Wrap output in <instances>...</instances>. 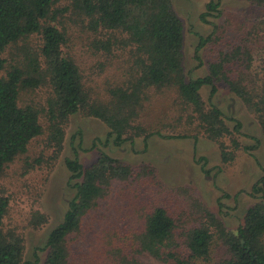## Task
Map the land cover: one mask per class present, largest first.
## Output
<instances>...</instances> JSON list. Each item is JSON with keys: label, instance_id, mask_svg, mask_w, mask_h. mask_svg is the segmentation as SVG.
I'll use <instances>...</instances> for the list:
<instances>
[{"label": "trees", "instance_id": "trees-1", "mask_svg": "<svg viewBox=\"0 0 264 264\" xmlns=\"http://www.w3.org/2000/svg\"><path fill=\"white\" fill-rule=\"evenodd\" d=\"M250 1L264 6V0ZM219 5L209 1L202 18L207 20ZM72 22L85 32L102 35L94 38L97 50L113 56L117 47L129 49L123 79L108 83L100 96L87 85L81 64L64 51ZM230 26L228 22L216 27L213 35H200L194 58L196 67L207 66V73L195 77L185 71L184 27L171 0H0V177L20 157L33 166L28 159L30 145L43 135L59 156L65 127L75 114L102 120L108 127L107 144L118 147L139 137L161 135L164 129L176 130L184 122L221 142L225 161L233 159L234 151H228L221 140L232 137L233 148H239L236 134H241L243 123L238 118L231 127L213 102L220 84L254 114L262 135L256 139L264 141V18L245 17L239 31L245 43L218 60L207 64L201 56L214 34L219 30L223 37ZM203 87L210 88L209 102L202 96ZM37 89L47 92L42 104L25 97ZM156 96L170 101L162 112L152 105ZM187 136L191 135H180ZM81 146L80 140L74 156L65 160L75 194L63 220L48 234L44 264H78L73 247L76 235L83 233L86 224L99 220L96 211L115 182L129 181L133 174L131 165L104 152L86 167L78 151ZM44 160L45 156L34 159ZM252 193L258 200L247 208L235 230L208 212L206 223L177 233L167 208L157 205L142 213L125 244L119 238L110 264H155L137 255L145 253L161 264L211 262L215 236L225 249L216 264H264V167ZM9 205L10 198L0 194V264H25L23 237L5 228ZM36 221L44 223L48 218L39 213Z\"/></svg>", "mask_w": 264, "mask_h": 264}, {"label": "rangeland", "instance_id": "rangeland-1", "mask_svg": "<svg viewBox=\"0 0 264 264\" xmlns=\"http://www.w3.org/2000/svg\"><path fill=\"white\" fill-rule=\"evenodd\" d=\"M171 1L183 22L185 71L195 77L207 73V66L196 67L198 61L194 58L200 35H213L216 27L228 25V22L231 25L223 37H219L221 32L218 30L213 40L202 49V59L208 64L236 45L245 43L239 32L243 29L245 17L264 18V6L250 0H215L220 4L218 11L207 15V20L201 15L206 12L207 3L211 0ZM69 25L71 39L64 51L81 64L87 85L93 94L100 96L108 83L123 79L129 65V49L117 47L111 56L97 50L94 45V38L102 35L85 32L75 22ZM201 92L209 102L210 88L203 87ZM46 95L45 89H37L25 97L29 96L31 101L42 104ZM165 102L170 101L166 97L156 96L152 105L156 111L162 112ZM213 102L224 111L231 127L238 118L243 123L241 134H236L241 143L239 148H233L232 137L221 140L228 151H234V158L228 161L222 157L221 142L209 139L203 131L199 132L198 128L184 122L178 124L176 130L164 129L161 135L139 137L118 147L107 144L108 127L102 120L75 114L65 127V139L59 156L54 147L47 146L46 135L32 141L28 159L33 166L26 165L25 158L20 157L9 164L0 177V194L10 198L5 228L23 237L25 264L45 263L48 234L63 220L69 200L75 194L68 182L70 173L65 160L74 156L80 140L82 148L78 151L86 167L104 152L131 165L133 174L129 181L115 182L110 195L96 211L99 220L86 224L83 233L76 235L73 247L78 264H110L115 257L112 247L119 238L125 244L126 238L132 237V234H128L130 230L136 228L142 219V213L157 205L167 208L175 220L177 233L182 228L206 223L208 212L220 219L228 229H237L247 208L258 200L252 189L263 173L264 141L256 139H261L262 135L254 114L225 85L220 84ZM180 133L191 136L180 137ZM40 156H45L44 162L34 161ZM135 191L140 193V197H136ZM39 213L46 215L48 221L37 222ZM224 252L221 240L215 236L211 262L190 260V264H216ZM137 255L146 263L161 264L147 253ZM189 256L188 251L184 252L185 258Z\"/></svg>", "mask_w": 264, "mask_h": 264}]
</instances>
